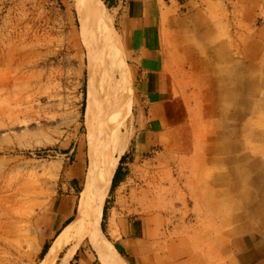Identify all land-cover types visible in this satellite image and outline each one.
Segmentation results:
<instances>
[{
	"label": "rangeland",
	"instance_id": "1",
	"mask_svg": "<svg viewBox=\"0 0 264 264\" xmlns=\"http://www.w3.org/2000/svg\"><path fill=\"white\" fill-rule=\"evenodd\" d=\"M127 4L0 0V264L41 263L67 225L42 239L55 197L74 195V219L89 127L100 139L112 131L126 155L129 175L111 185L101 217L126 264L122 225L176 262L264 256V0H148L157 36L177 54L189 118L176 146L140 156ZM116 103L122 115L109 113ZM99 258L85 240L58 264Z\"/></svg>",
	"mask_w": 264,
	"mask_h": 264
},
{
	"label": "crops",
	"instance_id": "2",
	"mask_svg": "<svg viewBox=\"0 0 264 264\" xmlns=\"http://www.w3.org/2000/svg\"><path fill=\"white\" fill-rule=\"evenodd\" d=\"M147 2L128 0L124 13L126 43L136 78L135 108L140 127L133 147L138 156L150 147L176 146L189 118L187 99L179 89L178 65L175 64L177 54L170 51V41L157 36L158 26L148 19ZM125 178L120 183H124ZM73 203L74 195L71 193L53 199L51 212L44 216V241L55 236L67 224L74 211ZM121 227L120 239L125 245L123 250L129 254V264H193L189 259L176 262L173 258L169 260L156 255L146 239L132 237L135 233L124 232L123 225ZM242 264H264V256L254 253Z\"/></svg>",
	"mask_w": 264,
	"mask_h": 264
},
{
	"label": "bare ground",
	"instance_id": "3",
	"mask_svg": "<svg viewBox=\"0 0 264 264\" xmlns=\"http://www.w3.org/2000/svg\"><path fill=\"white\" fill-rule=\"evenodd\" d=\"M120 101H123V96H120ZM109 113L119 116L123 114V109L116 103ZM89 115L88 110V124ZM97 130L89 127L88 166L75 217L55 237L40 264H58L60 255L68 246L85 240L97 250L101 264H126L101 229L105 200L124 149L119 142L114 143L112 131H107L106 136L100 139Z\"/></svg>",
	"mask_w": 264,
	"mask_h": 264
},
{
	"label": "trees",
	"instance_id": "4",
	"mask_svg": "<svg viewBox=\"0 0 264 264\" xmlns=\"http://www.w3.org/2000/svg\"><path fill=\"white\" fill-rule=\"evenodd\" d=\"M108 6H109V7H112L113 4L108 3ZM125 157H126V155H123V156L121 157V160H120L121 164L117 167V170H116L115 175H114V177H113L112 188H111L112 190L115 188V186L117 185L118 182H120L122 179H124V176H125V175H124V173H122V163L124 162ZM105 211H106V209H104V214H105ZM70 221H71V219L68 221V223H69ZM68 223H67V224H68ZM49 247H50L49 244H47V245L45 246V248H44V250H43V253H42V256H45V254L47 253Z\"/></svg>",
	"mask_w": 264,
	"mask_h": 264
}]
</instances>
